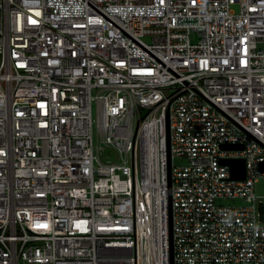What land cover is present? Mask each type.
I'll use <instances>...</instances> for the list:
<instances>
[{
  "label": "built area",
  "instance_id": "built-area-1",
  "mask_svg": "<svg viewBox=\"0 0 264 264\" xmlns=\"http://www.w3.org/2000/svg\"><path fill=\"white\" fill-rule=\"evenodd\" d=\"M262 163L264 0H0V264H264Z\"/></svg>",
  "mask_w": 264,
  "mask_h": 264
},
{
  "label": "water",
  "instance_id": "water-1",
  "mask_svg": "<svg viewBox=\"0 0 264 264\" xmlns=\"http://www.w3.org/2000/svg\"><path fill=\"white\" fill-rule=\"evenodd\" d=\"M243 147L242 145L237 144H224L223 148L236 149ZM225 164H229L231 167V177L234 179H245L247 174V162L245 158L236 157V158H225L223 159ZM261 169L264 171V163L261 164Z\"/></svg>",
  "mask_w": 264,
  "mask_h": 264
},
{
  "label": "rangeland",
  "instance_id": "rangeland-1",
  "mask_svg": "<svg viewBox=\"0 0 264 264\" xmlns=\"http://www.w3.org/2000/svg\"><path fill=\"white\" fill-rule=\"evenodd\" d=\"M233 8H234L236 11H239V10H240V7H239L238 4H235V5L233 6ZM102 157H103L104 159H107V158H114L115 156H114L113 153H110V152H108V151H105V152L103 153V156H102ZM176 163H177V164H184V163H186V160H185V158H183V157H179V158L176 159ZM256 187H257V192H259V193H264V177H261V178H260V181L256 184Z\"/></svg>",
  "mask_w": 264,
  "mask_h": 264
}]
</instances>
